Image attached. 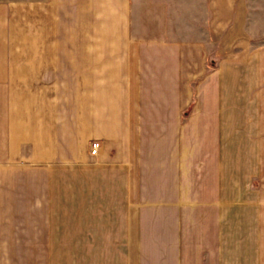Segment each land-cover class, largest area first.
<instances>
[{
	"label": "crops",
	"instance_id": "0c3cea01",
	"mask_svg": "<svg viewBox=\"0 0 264 264\" xmlns=\"http://www.w3.org/2000/svg\"><path fill=\"white\" fill-rule=\"evenodd\" d=\"M239 5L0 0V264H264V63L208 50Z\"/></svg>",
	"mask_w": 264,
	"mask_h": 264
},
{
	"label": "rangeland",
	"instance_id": "374dc122",
	"mask_svg": "<svg viewBox=\"0 0 264 264\" xmlns=\"http://www.w3.org/2000/svg\"><path fill=\"white\" fill-rule=\"evenodd\" d=\"M236 2L240 4V7L244 6V8L232 11L224 10L222 12V28L218 29L217 27L216 31L214 27V12H212L210 15L212 24H209L207 29L209 30V32L207 31V36L211 39L208 46V50L211 52L210 66L215 68L219 61L222 60L224 78L228 80L233 67H256L264 63L262 56L264 54V0H236ZM199 13L204 14V12ZM207 23L197 25L195 31L193 30L192 38L197 36L204 38ZM95 28L99 30L97 26ZM95 33L103 32L95 31ZM106 33H124V27L121 28V31L120 27H111L107 29ZM99 144L100 148L97 154L102 147L100 142Z\"/></svg>",
	"mask_w": 264,
	"mask_h": 264
},
{
	"label": "built area",
	"instance_id": "2783aa9c",
	"mask_svg": "<svg viewBox=\"0 0 264 264\" xmlns=\"http://www.w3.org/2000/svg\"><path fill=\"white\" fill-rule=\"evenodd\" d=\"M99 148H100L99 142H97V141L92 142L90 144V154L91 155L97 154V151L99 150Z\"/></svg>",
	"mask_w": 264,
	"mask_h": 264
}]
</instances>
